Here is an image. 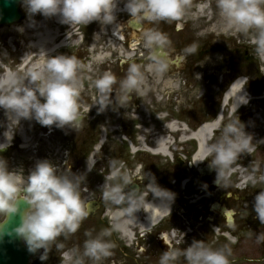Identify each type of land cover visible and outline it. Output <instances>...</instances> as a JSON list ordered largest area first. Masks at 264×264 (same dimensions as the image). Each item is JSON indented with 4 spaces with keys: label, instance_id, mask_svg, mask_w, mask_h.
I'll list each match as a JSON object with an SVG mask.
<instances>
[{
    "label": "clouds",
    "instance_id": "obj_1",
    "mask_svg": "<svg viewBox=\"0 0 264 264\" xmlns=\"http://www.w3.org/2000/svg\"><path fill=\"white\" fill-rule=\"evenodd\" d=\"M27 13L44 17L59 16L63 24L84 25L96 21L101 25H110L115 21L114 9L116 0H23ZM217 16L216 28L227 34L241 33L248 37L254 45L256 55L264 60V0H214ZM187 0H125L124 10L136 23L179 20L185 16ZM198 8L209 9L210 0H202ZM180 25H177L179 29ZM140 40L150 52L151 63L147 66L154 79L160 80L170 68L166 56H161L158 49L169 44L167 35L155 28L144 29ZM196 51V45L185 48L186 53ZM38 55L45 56L43 69L30 67L23 74L15 71L0 73V108L5 110L8 118L4 136L7 141L13 138V130L22 119L35 120L42 126L65 127L79 131L82 129L83 104L80 99L82 86L80 74L86 65L74 55L48 56L44 51ZM3 61H0L2 64ZM199 79V75L196 76ZM243 77L239 80H246ZM116 76L105 71L92 82L98 93V112H103L113 104L112 85ZM150 85L145 76L144 65L132 62L126 75L119 81L115 103L119 107H128L133 94L143 96L149 91ZM43 98V102L41 100ZM245 96H238L239 104H246ZM236 107V108H237ZM90 110V108H89ZM88 110V111H89ZM8 147L0 143V151ZM256 148L253 137L246 133L245 125L234 114L232 118L220 124L219 135L215 140L204 146V160H209V167L216 172L215 183L228 187L229 176L243 153H251ZM210 157V159H209ZM95 161H87L88 170ZM109 174L102 185V199L111 208V226L102 229L93 236L86 231L88 237L83 243V250L78 247L61 253V264H92L111 256L115 243L109 237L113 231H120L129 223H136L135 213L144 205L170 213V204L175 194L161 188L154 176L145 173L139 177L148 180L141 189L125 191L134 183V176L122 160L111 158L108 161ZM138 168L140 166H137ZM83 175L70 171H59L48 160L37 162L30 174L25 177L20 170L9 169L7 162L0 158V228L10 216L20 214V223L12 231L22 237L30 252L43 249L40 260H46L53 244L58 251L64 249L63 241L80 228L81 222L90 215L91 209L82 193ZM248 182L255 186L264 184V170L257 163L247 175ZM151 194L161 201L159 206L153 205L145 197ZM27 205L20 212V205ZM253 210L261 224H264V188L254 198ZM228 227L235 228L229 220ZM218 227L214 229V232ZM235 237L231 243H235ZM257 243L264 242V232L255 235ZM231 247L223 244L214 247L207 241L193 240L186 248L169 247L159 255L158 264H230Z\"/></svg>",
    "mask_w": 264,
    "mask_h": 264
},
{
    "label": "flooded vegetation",
    "instance_id": "obj_2",
    "mask_svg": "<svg viewBox=\"0 0 264 264\" xmlns=\"http://www.w3.org/2000/svg\"><path fill=\"white\" fill-rule=\"evenodd\" d=\"M73 27L74 25L71 26L72 29L66 38L74 45L76 42L77 44H84L85 38L83 32L79 31L80 26ZM74 29H77V31ZM172 29L174 31L183 30V28L178 29L175 27H172ZM169 30L168 28L160 30L167 35L169 41V44L161 49L160 55L166 56L170 63L169 71L159 80L161 84L168 81L171 83L176 82L178 90L184 88L186 91L189 89V91H192V89L197 91L199 82L196 76L199 75L200 77L202 75L198 67L210 57L219 59L217 62L220 64L219 68L222 69L220 77L223 80L225 79L229 85L241 76L236 72L237 68L235 67L241 61V58L243 61H248L250 57L245 45L239 41L242 37H236V41L229 40L226 43L223 32L212 33V35L209 33L200 39L194 37L188 31L180 34L175 32L170 34ZM203 30L204 28H199L197 30L198 34L201 35ZM96 36V33L92 32L90 40H88L89 49H96L102 42V39H100L101 42L98 41L95 45ZM130 42L129 39H126L123 44L130 47ZM192 44L196 45V51L186 53L185 48ZM79 48L83 49L80 45ZM74 51L77 52L75 56L80 60L88 55L87 51L85 53H78L79 49H74ZM145 63L146 67L151 63L148 49H146ZM146 78L150 85L149 91L143 96L133 94L130 103L132 107L130 110L135 112L132 114L135 116L134 120H136L133 127L137 130H132L129 137L132 143L134 142L132 145L135 147L141 144L153 146L158 139H165L171 146L172 161L169 162L167 158H163L164 163L161 164L160 158L162 157L151 156V159L155 162V169L146 166L143 172L141 171L142 166H140L139 170H133L131 164L127 165V168L134 176L137 190L141 189L143 191L144 185L148 183L146 178L143 181L139 179L145 173L149 177L154 176L156 183L161 188L174 193L175 198L170 204V213L167 212L168 215L155 225L141 227L144 217L143 210H139L134 214L136 223H129L123 230L113 231L109 237H106V239H111L115 243V247L112 249L113 254L103 258L99 264H158L159 255L167 251L169 247L181 248L177 244V239L181 237L184 229L192 230L191 236H198L199 240L202 241H207L205 237L210 234L208 243H212L214 234L211 231L217 227L220 235L224 238L219 241L218 246L229 244L231 253L234 249L239 248L240 256L247 260L248 252L245 239L251 237L256 242L255 235L264 232V224L260 223L253 210L254 198L264 188V184L253 186L249 183L240 186L241 177L236 175L229 176V186L221 188L215 183L216 172L214 169L211 168L210 171L206 170L204 172H201L199 168L194 169L189 165L190 157L179 158L178 154L182 155V152L175 153L174 149L183 147V143H181L183 142L182 137H184V134L181 133L183 130L187 139L189 134L202 123L217 120V131L213 132L211 137V142H213L216 136L219 135L220 124L232 118L234 114L242 123L250 117L246 113L244 114L242 110L232 113L229 108L220 109V102L217 103V106L204 96L201 100L206 101L209 106L206 110L200 111V108H198L199 101L194 100L195 93L200 98L198 92L188 91L189 93L182 94V92L168 91V89L158 91L152 75L149 74ZM219 82L221 85V98L229 85L226 88L224 87V81ZM114 94L115 90L113 89V100ZM190 95L192 96L190 97ZM178 100H181L180 104H177ZM82 104L85 107H82L81 112H89L94 117L92 116V119L88 121L86 115H83L82 129L79 131L67 127L60 129L55 126H42L38 122L28 126L26 124L29 129H24L25 125L19 124L14 128L13 138L9 142L4 136L7 128L0 123V139H4L5 143L8 144V147L0 151V158L7 162L9 169L20 170L27 177L37 162L48 160L61 172L70 171L72 173L74 171L76 174L83 175L89 186L94 185L96 182L98 184V186L83 187L87 188L88 191L82 193V197L89 204L91 212L81 222L77 232L69 234L67 238L63 236L58 238L63 241L64 249L58 251L55 244H53L47 254V259L43 261L39 258L43 249H39L34 252L29 264H61V253L63 251L74 247L83 250V243L88 238L85 236L86 231H91L95 236L102 229L111 226L112 206L102 199V187H99L105 176L109 174V166L108 170L106 168L105 173L100 172V176L93 172L95 165L90 171L87 170V161L92 159L96 163L97 160L105 159L108 163L111 158L110 153L115 154L108 144L105 145V129L106 127H112V124H103L99 119L92 122L93 119L100 116V112L93 109V105L88 107V102L85 103L84 101ZM136 114L145 116L147 123H141L143 119H140ZM172 125L178 131L177 133L170 132L169 127ZM118 126L119 128L122 127V125ZM18 129H22L27 144H24L21 140ZM193 143V141H188L184 145ZM115 159L121 160L118 156ZM145 161L149 162L147 159ZM137 162L142 163L139 158ZM207 164L209 166V162L203 165L206 166ZM258 164L263 169L264 163L260 161ZM248 172L246 175H248ZM128 186L125 188L126 192L129 191ZM145 198L151 203H158L159 205L161 203L159 199L153 198L151 194H146ZM183 218L188 219L189 222ZM180 219H183V221H180ZM229 220L235 225L234 229L228 227ZM232 237L236 238L235 243H231ZM22 241L25 242L23 238ZM257 245L258 255L256 261L264 264V242L257 243ZM231 255L229 257L230 262ZM86 264H92V262L86 261Z\"/></svg>",
    "mask_w": 264,
    "mask_h": 264
},
{
    "label": "rangeland",
    "instance_id": "obj_3",
    "mask_svg": "<svg viewBox=\"0 0 264 264\" xmlns=\"http://www.w3.org/2000/svg\"><path fill=\"white\" fill-rule=\"evenodd\" d=\"M196 1L198 0H187L186 14L185 16L181 17L179 20L160 21V22H154V23L142 22L141 23L142 28L140 30L135 31V33H138L139 36L137 38H134V43L130 44V48L123 47V45L119 43V41L116 38L112 37L111 35L113 32H118L119 36L124 35L132 40V36H133L132 32L134 33V31H131L128 27V21L130 19H127L125 15H116L115 21L110 25H101L99 22H97L95 26H93L92 28H85L84 26L80 28L82 29V32L85 38L84 44H81V43L79 44L80 47H82L83 49H80L79 45L75 46L69 40L67 41L69 45H66V46L68 47L71 46V47L69 48L62 47L60 48V50H57L51 56H56V55H74L75 56V53L77 52L74 51V49H79L78 53H84L86 51L89 52L87 56L82 58V61L84 59H86L87 61L89 59H94L95 54H93L92 50H88L89 49L88 40H90L92 32L96 33L95 32L96 28H105V31L103 33L104 46L101 49L100 47H102V44L100 43V45H98L97 47V51H98L97 54L101 51L104 55V60H100V62L91 60L90 63L86 65L85 69L80 74V79H81V84H82L80 88L81 102H84V101L85 103L88 102L89 103L88 107H91L93 105L92 106L93 109H98L99 106L96 105L98 101V100L96 101L98 97V93L95 87L92 85V82L95 79L99 78L103 74V72L110 71L116 76V83L112 85V90L114 89L115 93H118L119 81L123 79L124 76L126 75L129 62L131 63L136 62L138 64H142L144 65V69H145L146 49L143 46L142 40H140L141 32L144 29L155 28L160 31L162 28H168L170 29L169 30L170 34L173 32L180 34V33L188 31L192 33L194 37H198L200 39H202V37H205L209 33H211V35L212 33L213 34L222 33L218 31L216 28L217 17L215 14L214 0H210L211 10L208 9V13L206 12V13H200V14L191 13L190 11L191 10L190 7H192L194 2ZM19 9L21 13L23 14V20L20 23L11 25L8 27L7 26L0 27V61H3V63L0 64V73L4 72L2 69L6 67L7 70L9 71H15L17 73L23 74L30 67H32V65L35 64L36 66V61L32 60V58L35 59V55H37V53L31 47V43L34 41L35 34L33 32L23 33L21 31V28H22V23L25 20L29 21L30 23L32 21L33 24L36 22L38 23L37 19L41 15L40 14H36L34 16L30 15L29 13H27L26 7L24 6L23 3H21ZM212 13H213V16H210L212 15ZM206 15H209V16L207 17ZM41 17L43 18V20L41 21L43 25L44 24L46 25L50 24V26L52 25L53 21L51 20V17H44V16H41ZM173 24L175 25L173 26ZM66 25L67 24H64V26L62 27L61 24H58L60 29L57 30L55 45H59L63 41L62 39L63 33L68 32V29L64 30ZM177 25H180L179 29L183 28V30L174 31L172 27L176 28ZM199 28L200 29L204 28V30L201 31L202 32L201 35H199L197 32ZM74 30L77 31V29H74ZM222 34H223L224 39H226V43H228L227 41L229 40L236 41V37H242V39H240L239 41L245 45L246 50L248 51V54L250 55V57L248 61H243L241 58V61L237 63V66L235 67L237 68L236 72H238L239 75H245L247 77L248 88L251 94L258 95V96L264 94V60H261L256 55L254 51V45L250 43L248 37H246L244 34H241V33L227 34L224 32ZM59 37L61 38L58 39ZM110 43L113 44L112 45L113 48L109 45ZM25 59L29 61V65L23 68V63H24L23 61ZM217 60L219 59L216 57H210L208 60L204 61L203 64L199 65L198 69L200 70V73H202L199 79H197L199 82V89L197 91L193 89L192 91H189L190 89L188 90L189 92H198V94L200 95V98H199L196 95L197 93L194 94V97H195L194 100L199 101L200 103L198 106V108H200V111H203L204 109L206 110V108H208L209 106L208 104H206V101L201 100L203 96L207 100L212 101L215 104L217 103L219 104L221 100L220 98V86L221 85L219 81H224V87L226 88L229 85L228 83H226L227 81L225 79L223 80V78L221 79L220 77L222 69L219 68L220 64H218ZM43 62L45 63L46 59ZM149 73H152V72H146V69H145V76H149ZM151 75L153 77V74ZM154 84L158 91H162L163 89L165 90L168 89V91H178V92H182V94H186V92L189 93L188 91L184 90V88L183 90H180V89L178 90L176 82L171 83L170 81H168L165 84L164 83L161 84L159 80L157 81L156 79H154ZM191 96L192 95H190V97ZM41 100H43V98H41ZM113 101L114 103L112 105L107 107L103 112H100L99 117L92 120V122H94L95 120L99 119L101 123L103 124H110V123L112 124V127L110 128L106 127L105 129L106 131L105 132L106 134L105 145L108 144L112 152L115 153V154L110 153L111 158H116V156H118L119 159L125 162L126 166L127 165L129 166L131 164L132 165L131 167L133 168V170H139L137 166H142L141 171L143 172L145 171L144 168L146 166H150V168L155 169V165H154L155 162L151 159L150 155L146 153L138 152L137 154H135L133 158V156L129 153V148L124 138L128 139L132 143V140L129 137V134L132 133V130L133 131L134 129L137 130V128L133 127V124L136 120H134L135 116H133L132 114L135 112L130 110L132 108L130 105L128 107H119L116 105L115 100ZM178 102L177 104H180L181 100H178ZM227 108H229V106H227ZM242 111L244 114L246 113V115L250 117L247 120V123L244 124L245 131L248 132V128L252 125L251 123L254 122V127H255L257 135L253 136V139H257V142L259 141L258 144L254 142V144L256 145V148L251 158L248 159V155L245 153L244 157L241 160V163H242L241 166L246 168V172H248L251 170L252 166L257 164L259 161H262L264 163V100L255 99L250 104L249 107L247 106L243 108ZM258 114L262 117V118L260 117L261 119H259L261 120V122H259V120L258 121L256 120L257 119L256 116ZM83 115H86L88 121H90L93 116V114H89V112H82V116ZM136 115H138L140 119H143L141 123H147V119L145 118V116L143 117L140 114H136ZM0 118H1V121H0L1 125H3V127L6 128L7 125L5 124L6 123L8 124L9 121H8L7 116L5 115V110L2 108H0ZM35 122H36L35 120L22 119V121H20L19 124L25 125L24 129H29V127H26V124L28 126L29 124H32V123L34 124ZM118 125H122V127L119 128ZM261 126L263 127L262 129H261ZM195 146H196L195 143L190 144V145L188 144V145L183 146L181 150L178 149L177 152L182 151V154L188 157L192 155L193 151L195 150ZM152 147L154 146H151V148ZM138 158L142 161V163L137 162ZM145 159H147V161L149 162L147 163ZM160 159H161L160 163L163 164L164 163L163 158H160ZM106 168L108 170V163L105 159H101V161L97 160L96 165L93 168V172H96L98 175L101 176L100 172L105 173ZM158 170L160 169L158 168ZM261 170H264V166H263V169ZM72 173L76 174L74 173V171H72ZM76 175H80V174L77 173ZM104 182H105V178L103 179V183L102 182L100 183L99 187H102ZM95 184L89 186L86 180L84 179L82 182V187L98 186V184L96 185ZM183 219L189 222L188 219L186 218H183ZM183 219H180V221L181 220L183 221ZM209 235L205 237L207 242H208ZM193 239L198 240L199 237L197 236V237H194ZM221 239H224V238L222 236L214 235V237H212L213 241L210 244L216 247L218 246L219 241ZM245 245L247 247L248 259L245 260L240 256L239 248L234 249L231 253L232 258H231L230 264H262L261 262L256 261L257 255H258L257 254L258 252L257 243L251 237H248L247 239H245Z\"/></svg>",
    "mask_w": 264,
    "mask_h": 264
},
{
    "label": "bare ground",
    "instance_id": "obj_4",
    "mask_svg": "<svg viewBox=\"0 0 264 264\" xmlns=\"http://www.w3.org/2000/svg\"><path fill=\"white\" fill-rule=\"evenodd\" d=\"M125 12H127V11H125ZM41 16L37 19V21H38V23L36 22L37 24L36 23L33 24L32 21L30 23L29 21L25 20L22 23V28H21V31L23 33L33 32L35 34V38H34V41L31 43V47L37 53V55L35 56V59L32 58V60L36 61V66L34 64V65H32V67L34 66L37 69H43V67L45 65V63L43 61L46 59V57L38 55L41 51H44L48 56H51L57 50H59L60 48H62L64 46L63 41L59 45H55L57 30L60 29L58 24H63L60 22V17L59 16H52L51 17V20L53 21L52 25L50 26V24L49 25L44 24L45 25L44 26L41 22L43 20V18ZM114 16H115V14H114ZM133 25L137 28V30L141 29V24H136L135 22H133ZM95 30H96L97 36L95 37L94 44L96 45L100 39L104 38V35L102 33H104L105 28H96ZM113 35H115L117 38L119 37L118 32H113ZM75 44H77V42ZM109 45L112 47L113 44L110 43ZM96 53H97V51H96ZM92 60H94L96 62H100V60H104L103 53L100 51L98 54L95 55V58ZM23 62H24L23 68H25L26 66L29 65L28 60L25 59ZM147 71L151 72L150 70H148V67H147ZM241 85H242V80L237 81L236 83H234L232 85V87L229 89L228 93L225 95L223 106H225L226 104H229L230 111L232 113H234L236 110H238L239 108H241L245 105V104H239V106L237 107V103H236V101L238 100V96H245L247 98V95H245L244 90H242V88H241ZM171 128L175 131L174 125H172ZM216 129H217L216 123L206 124V125H203L202 127H200L196 133H192L191 136L189 137V139L195 140L198 144L197 152L192 157V164L194 166H197L203 162L201 160L204 159L205 143L210 140L211 133L213 131H215ZM18 130H19L21 140L23 141L24 144H27L26 138L23 136L22 129H18ZM182 139H183V141H185L186 137H182ZM5 142L6 141L4 139H0V143H5ZM167 146H168L167 141H165L163 139H159L157 141L154 149H152V150L147 149V150L150 151L151 154H154V155L168 156ZM141 147L144 150L146 148L144 146H141ZM89 162L91 163L92 160ZM153 205L159 206L158 203H155ZM142 210H143L144 220H143V223L141 224V227H143V228H145L147 226L155 225L161 218H163L167 215V211H161V210L153 208L152 206L147 205V204L144 205Z\"/></svg>",
    "mask_w": 264,
    "mask_h": 264
},
{
    "label": "water",
    "instance_id": "obj_5",
    "mask_svg": "<svg viewBox=\"0 0 264 264\" xmlns=\"http://www.w3.org/2000/svg\"><path fill=\"white\" fill-rule=\"evenodd\" d=\"M22 2L23 0H0V26H10L23 19V14L19 11V5ZM131 27L133 28L132 24ZM26 207V204L21 203L20 212H23ZM19 223L20 214L18 213L10 216L0 228V264H29V259L34 254L28 250L27 244L22 243V237L12 231Z\"/></svg>",
    "mask_w": 264,
    "mask_h": 264
}]
</instances>
